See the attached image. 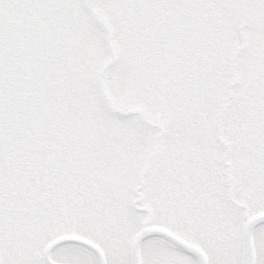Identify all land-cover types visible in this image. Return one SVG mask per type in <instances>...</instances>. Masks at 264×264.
Here are the masks:
<instances>
[{
  "label": "snow or ice",
  "instance_id": "obj_1",
  "mask_svg": "<svg viewBox=\"0 0 264 264\" xmlns=\"http://www.w3.org/2000/svg\"><path fill=\"white\" fill-rule=\"evenodd\" d=\"M0 264H264V0H0Z\"/></svg>",
  "mask_w": 264,
  "mask_h": 264
}]
</instances>
